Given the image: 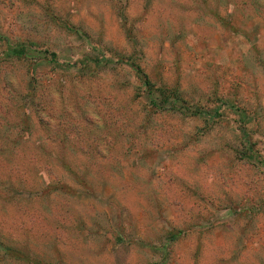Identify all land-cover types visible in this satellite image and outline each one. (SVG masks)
I'll use <instances>...</instances> for the list:
<instances>
[{"label":"rangeland","instance_id":"1","mask_svg":"<svg viewBox=\"0 0 264 264\" xmlns=\"http://www.w3.org/2000/svg\"><path fill=\"white\" fill-rule=\"evenodd\" d=\"M0 264H264V0H0Z\"/></svg>","mask_w":264,"mask_h":264},{"label":"trees","instance_id":"2","mask_svg":"<svg viewBox=\"0 0 264 264\" xmlns=\"http://www.w3.org/2000/svg\"><path fill=\"white\" fill-rule=\"evenodd\" d=\"M18 50L20 51L14 53L15 56L18 58L25 57V52L27 53L29 51L28 48L24 47H20L18 48ZM46 55L49 57L52 63H57V55L48 51L46 52ZM129 66L137 74L140 83L147 88L145 92L148 93V97L153 98L157 95L158 98H155V100L152 99V106L155 108V110H167L174 112L181 109L185 111H190V114L195 116L204 115L201 110L197 109L195 112H193L192 110H190L191 108H187V102L183 99L179 88L170 89L162 85H157L154 83L152 84L149 77L145 74L142 68L137 66L134 62H129ZM177 237L178 236L176 234L172 235L171 240H175L177 239Z\"/></svg>","mask_w":264,"mask_h":264}]
</instances>
